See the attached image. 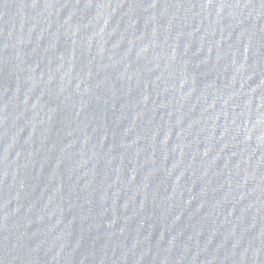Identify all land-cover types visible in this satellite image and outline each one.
Segmentation results:
<instances>
[{"label":"water","instance_id":"obj_1","mask_svg":"<svg viewBox=\"0 0 264 264\" xmlns=\"http://www.w3.org/2000/svg\"><path fill=\"white\" fill-rule=\"evenodd\" d=\"M0 264H264V0H0Z\"/></svg>","mask_w":264,"mask_h":264}]
</instances>
